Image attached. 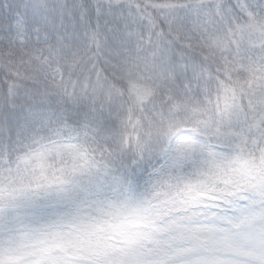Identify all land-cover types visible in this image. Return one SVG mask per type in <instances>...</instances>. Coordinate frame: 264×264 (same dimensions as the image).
<instances>
[{
    "label": "snow or ice",
    "instance_id": "6c2138e0",
    "mask_svg": "<svg viewBox=\"0 0 264 264\" xmlns=\"http://www.w3.org/2000/svg\"><path fill=\"white\" fill-rule=\"evenodd\" d=\"M0 264H264V0H0Z\"/></svg>",
    "mask_w": 264,
    "mask_h": 264
}]
</instances>
